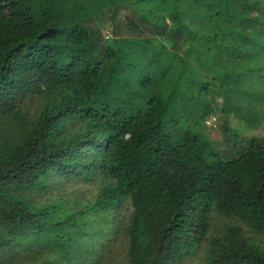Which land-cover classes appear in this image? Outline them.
<instances>
[{
    "label": "trees",
    "instance_id": "obj_1",
    "mask_svg": "<svg viewBox=\"0 0 264 264\" xmlns=\"http://www.w3.org/2000/svg\"><path fill=\"white\" fill-rule=\"evenodd\" d=\"M102 9L111 31L170 46L117 40L103 64ZM259 59L264 0H0V264H264V131L223 155L167 114L178 90ZM119 60L146 99L127 79L108 90Z\"/></svg>",
    "mask_w": 264,
    "mask_h": 264
},
{
    "label": "rangeland",
    "instance_id": "obj_2",
    "mask_svg": "<svg viewBox=\"0 0 264 264\" xmlns=\"http://www.w3.org/2000/svg\"><path fill=\"white\" fill-rule=\"evenodd\" d=\"M103 10H100V13L89 19L90 24L95 26V43L100 46L98 57H100L103 64L108 63L115 55L117 40L122 48L128 47L133 51L129 55L143 51V46L149 43L154 45L163 42L166 46H170L171 41L167 36L154 31L148 33L142 27L128 29L123 25L117 28L118 31H111L110 17ZM140 10L143 11L142 8ZM130 13V7H123L116 15L118 19L123 20ZM139 38H145L148 41L143 43L134 41L140 40ZM180 42L184 46L185 41L183 43L182 38ZM123 44L126 46H123ZM258 62H261L259 68H257L259 66ZM145 63L146 61H142V65ZM243 63H247L248 71L243 65L239 64L231 69L228 75L221 79H214L209 85H206L207 90L205 93L200 92L194 86L185 93L183 90H178L176 101L171 103L167 113L169 119L172 117L179 118L180 123H188L192 129L205 134L212 141L214 147L223 155H231L239 149L238 139L242 140L244 137H250L254 130L257 132L264 131V96L260 94V91L264 92V59H259L255 63L248 61ZM142 65L138 64V67ZM124 66L121 60L115 64V71L111 75L108 90H112L114 95L117 93L114 92V85L125 87L126 84L129 88V97L131 99H141L138 92L143 88L138 87L136 79L139 70L137 69L132 74L130 70L125 71L127 68L125 66L124 70ZM143 67L141 70L146 71V74L148 72L149 76L153 74L160 76V69H155L153 62ZM134 76L136 77L134 78ZM125 79H127L126 83ZM165 80L166 77L163 80H155V90L169 89L166 84H162ZM179 85H181V81ZM149 86L150 83L146 85L145 90L141 91V94L145 96L144 99L149 96ZM211 114L216 116L215 125L213 127L203 125V118ZM196 256L197 253L194 252L185 253L173 264H199L198 260L195 259Z\"/></svg>",
    "mask_w": 264,
    "mask_h": 264
},
{
    "label": "built area",
    "instance_id": "obj_3",
    "mask_svg": "<svg viewBox=\"0 0 264 264\" xmlns=\"http://www.w3.org/2000/svg\"><path fill=\"white\" fill-rule=\"evenodd\" d=\"M214 121H215V116L211 115L209 117H205L203 119V123L207 126H213L214 125Z\"/></svg>",
    "mask_w": 264,
    "mask_h": 264
},
{
    "label": "clouds",
    "instance_id": "obj_4",
    "mask_svg": "<svg viewBox=\"0 0 264 264\" xmlns=\"http://www.w3.org/2000/svg\"><path fill=\"white\" fill-rule=\"evenodd\" d=\"M211 115L215 116L214 114H211ZM211 115H209V116H211ZM209 116H208V117H209ZM203 119H204V118H203ZM215 123H216V116H215L214 125H215ZM203 125H205V124L203 123ZM214 125H213V126H214ZM205 126H207V125H205ZM213 126L210 125V126H208V127H213Z\"/></svg>",
    "mask_w": 264,
    "mask_h": 264
}]
</instances>
